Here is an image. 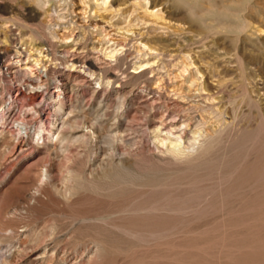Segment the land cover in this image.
Segmentation results:
<instances>
[{
    "label": "rangeland",
    "instance_id": "rangeland-1",
    "mask_svg": "<svg viewBox=\"0 0 264 264\" xmlns=\"http://www.w3.org/2000/svg\"><path fill=\"white\" fill-rule=\"evenodd\" d=\"M101 3L102 0H0V23L7 19L19 20L44 29L49 41L39 36L38 45L57 56V64L50 66L52 70L46 81L50 91L54 89L52 77L71 68L70 62L61 63L67 54L96 58L94 61L102 67L94 75L82 71L86 82H79L77 87L65 74L61 76L66 79L67 96L81 103L89 99L92 89L106 85L99 77L110 72L117 74L118 79L110 80L106 87L113 89L119 84L129 93L119 98L110 92L104 97V108L107 107L104 122L113 127L110 112L116 105L114 99L120 101L127 97L128 107L132 106L131 117H120L123 125L132 124L126 138L140 140L133 147L143 148L146 155L152 154L148 128L151 111L166 113V109H174L190 119L192 129L203 124L208 135L219 132L223 143L217 148L216 157L225 160L216 165L213 176L206 181L210 184L209 194L200 196L198 208L174 213L171 225L159 229L154 238L145 233L139 244H134L131 236L115 238L111 234L110 239L114 236L124 249L110 264H264V0H109L106 5ZM17 25L16 22L13 26L18 28ZM18 30L28 42L31 35L27 28L20 26ZM15 44L13 41L11 45L0 46L7 48L2 58L10 63L13 71V80L4 77L0 91L9 90L10 82L13 92L17 87L22 90L18 91V97L23 104L25 95L33 92L32 85H27L33 81L26 75L24 85L20 83L23 74L14 61L17 59ZM65 44L71 47L66 49ZM77 46L79 50L75 49ZM106 47L119 48L114 59L105 55ZM141 60L151 63L137 70V75L143 72L144 75L130 79L128 74ZM4 95L0 110L10 126L17 108L14 104L11 106L10 95ZM152 96L156 98L155 103H150L153 108L141 103ZM101 98L102 94L98 100ZM19 114H25L27 119L31 116L29 110ZM231 138L237 143L227 147ZM30 142L31 137L20 139L21 146L28 150ZM95 147L101 156L109 152L101 139ZM58 158L55 159L59 161ZM0 167L2 176L5 169ZM230 174V178L223 179ZM148 196H144L145 201ZM45 206L41 212L34 211L23 222L20 220L21 239L32 238L51 219L63 216L56 207L51 209L55 206L53 202ZM10 214L7 216L11 217ZM26 222L29 225L25 227ZM82 228L74 229V238L66 245L68 249L74 242L93 246L81 234ZM6 245V242L1 244ZM52 246L48 241L28 257H17L20 261L10 264H55L54 260H48Z\"/></svg>",
    "mask_w": 264,
    "mask_h": 264
},
{
    "label": "bare ground",
    "instance_id": "bare-ground-1",
    "mask_svg": "<svg viewBox=\"0 0 264 264\" xmlns=\"http://www.w3.org/2000/svg\"><path fill=\"white\" fill-rule=\"evenodd\" d=\"M108 1L102 0L101 5ZM16 22L18 28L25 27L30 32L28 42H25L21 30L16 32L18 28L13 26ZM0 29V46L16 43L13 45L17 58L14 61L23 74L20 83L24 85L26 75L33 81L27 84L32 85L33 92L25 95L23 104L16 100L17 95L14 97L11 93L10 82L9 90L0 91V104L4 103V94H9L13 100L11 106L16 103V108L25 106L23 113L26 110L31 112L29 119L19 113L16 118L11 117L13 120L9 126L3 110H0V166L5 169L0 176V264L18 261L17 257H28L48 241L53 244L48 260H54L55 264H110L124 249L114 236L110 239L111 234H115V238L131 236L134 244H139L145 233L154 238L159 229L171 225L174 213L183 214L196 208L202 201L200 196L209 194L210 184L206 181L213 176L216 165L225 161L223 157L221 160L216 157L217 148L223 143L219 132L208 135L203 124L192 129L190 119L174 109H166V113L152 110L148 126L152 154L146 155L143 148L133 147L140 140L126 138V131L132 129V124L123 125L120 117H131L132 106L128 107L127 97L122 96L120 101L114 99L116 105L110 112L113 127L109 128L104 122L103 117L107 115L104 97L110 92L119 98L129 93L119 84L113 89L106 87L110 80L118 79L117 74L110 72L99 77L106 85L92 89L89 99L81 103L79 99L67 96L65 80L76 82L77 87L79 82H86L82 71L94 75V71L102 70L99 62L94 61L95 57L91 60L82 54L64 53L66 56L61 58V63L70 62L71 68L61 75L51 76L55 82L50 91L46 81L52 70L50 66L57 64V56L38 45L39 36L48 40L44 29L36 24L9 19L0 23ZM64 47L67 49L71 45L65 44ZM6 49L0 48V83L4 77L13 78L10 63L2 58ZM104 50L111 59L119 52V48L114 47ZM149 63V60H141L132 65L134 71L128 74L130 79L144 75V72L137 75V70ZM64 74L66 79L61 77ZM101 94L103 98L98 100ZM147 97L141 103L153 108L150 103L156 98ZM102 109L105 110L101 113ZM26 137L32 140L29 150L20 144V139L24 141ZM99 139L109 150L102 156L95 147ZM236 143L231 138L226 144L231 147ZM57 157H60L59 161L55 159ZM146 194L149 196L145 201ZM49 201L55 205L51 209L56 207L55 210L63 216L49 218L51 221L45 223L43 231L34 236L30 234L32 238L21 239L20 220L23 222L34 211L41 212ZM10 213L12 216L8 217ZM28 225L26 222L23 226ZM81 227V234L88 237L93 246L74 242L69 250L66 245L74 238V229ZM3 242L7 243L4 247L1 246Z\"/></svg>",
    "mask_w": 264,
    "mask_h": 264
},
{
    "label": "built area",
    "instance_id": "built-area-1",
    "mask_svg": "<svg viewBox=\"0 0 264 264\" xmlns=\"http://www.w3.org/2000/svg\"><path fill=\"white\" fill-rule=\"evenodd\" d=\"M15 90H16V91H15ZM15 90H14L15 92H13V90H11V92H12L14 95H17V99H16V100H20L19 97H18V91H20V88L17 87ZM21 91H22V90H21ZM21 91H20V92H21ZM39 91H40V89H39ZM22 94H23V93H22ZM20 101H21V100H20ZM14 105H15V107H16V103H15ZM20 108H21V107H20ZM20 108H17V112H15L16 114L14 113L15 115L13 116V118L18 117V113L21 112V110H22V109H20Z\"/></svg>",
    "mask_w": 264,
    "mask_h": 264
}]
</instances>
